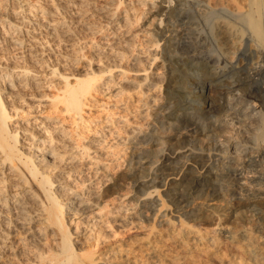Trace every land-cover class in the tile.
<instances>
[{"label":"bare ground","instance_id":"bare-ground-1","mask_svg":"<svg viewBox=\"0 0 264 264\" xmlns=\"http://www.w3.org/2000/svg\"><path fill=\"white\" fill-rule=\"evenodd\" d=\"M71 1L73 0H66L67 3ZM124 2L125 0L110 2L113 7L107 10L111 16L110 20L117 24L120 34L113 35L115 28L112 27L114 29L109 33L112 35L107 37L102 35L101 38L104 40L97 38L94 42L95 46H99L98 50L104 52L106 58L115 59V62L117 59L119 62L113 65L111 62L108 65L105 63L104 66L99 65L97 71L83 70L84 73L80 70L62 73L63 71L57 70L55 65H47L46 74L57 76L60 85L51 95L38 91L39 95H35V100L24 99L23 94L28 87L36 90L43 88L40 70L25 67L23 63L17 65L15 60L16 65L11 64L7 56L9 48L22 50L20 55L22 58L39 56L33 51L36 52L39 46H42L40 51L44 48V42L41 41L43 35H39L45 32L41 29L43 19L33 17L34 9L31 8L33 5L23 6L16 2L18 8L12 13L9 12L10 15L4 13L2 16L1 20L5 25L0 27V217L7 226H26L23 225L25 218L23 215L27 202L24 196H27L35 202L36 211L32 216L28 212L26 215L38 221L29 230L35 232L37 229L39 231L43 229L41 232L46 235L51 233L49 236L53 238L52 246L35 254L36 260L31 258L33 261H24L23 264H95L90 248L86 251L84 248L74 246L71 236L75 230L71 231L70 224L73 218L77 221L86 220L87 223L91 222V219L98 221L109 214L110 210L107 213L105 205L101 203L103 195L100 193V187L88 186L85 179L79 182L81 188L62 186L58 182L59 174L56 171L60 165L78 168L81 161L83 162L81 158L87 156L90 163L88 167L92 164L93 172L95 174L102 172L108 181L102 186L107 183L109 186L120 185L116 182L117 178L115 180L111 174L109 163H102L101 156H94L89 152L91 147L93 150L96 149L91 143L102 139V135L93 133L89 136L88 133L89 137H86L83 135L84 131L75 130L80 126L86 127L85 122H88L86 118L84 119L86 109L89 111L90 108L103 106L98 100L100 92L105 96L112 93V96L118 97L117 102H120L124 112L120 114L119 119L117 118L119 121L117 123L121 124L123 134L126 133L125 138L133 142L135 154L130 157L121 175L130 184L131 189L139 193L138 196L145 195L142 199L136 198V202H143L141 205L150 208L163 206L164 200L160 195L154 196L156 192L158 193L159 187L163 186L168 195L165 198L169 199V205L175 208L179 215L185 217L192 215L198 224L202 223V218L198 217V214L203 210L215 215L211 218L210 230L202 229L200 226L191 225L194 228L183 225L182 222L179 224L176 229L177 237L184 238V241L193 239L202 245L188 248L187 255L185 256V253L183 255L185 257H181L184 259L182 262H179V253L171 252L172 244L166 241L167 239L160 243L156 240L146 241L144 245L147 251L161 257V262L164 261L165 264H203L205 261L209 262L208 260L222 262L223 257L218 251V238L214 234L223 233L224 238L230 239V242L237 239L242 241L238 242L239 245L238 243L233 245L239 248L246 259L253 261L254 264H264V0H243V3L239 0H137V7L130 6V1ZM201 5L204 8H201ZM68 6L69 4H57L52 11L47 12L44 8L41 10L43 17L47 13L57 16L47 19L51 20V23L46 25V36L43 38L57 40V27L64 23ZM4 9L6 12V6ZM218 13L224 14L223 16L229 20L228 18L216 20L215 17L216 21H220L216 26L213 24L215 20L211 21L212 17L209 16L214 14L221 16ZM208 20L213 27H217L216 33L214 31L216 28L213 30L211 24L209 26L205 24L206 28L210 27L208 31L202 29L201 22L206 23ZM64 26L68 28L69 25ZM104 31L97 33L100 35ZM66 40L67 38H58L63 44H66L64 43ZM99 54L101 56V53ZM41 69V72L45 70ZM106 73L105 78L108 79L104 83L108 84L106 90L109 91L99 92L98 82L104 79L102 76ZM175 81L176 83L179 81V84L173 86L172 83ZM161 89L165 91L163 96L165 100L159 98L161 91L159 93L157 91ZM149 90L151 94L147 92ZM20 99L23 100L22 103L26 102L24 107L22 104H15V100ZM131 100H134L135 104L134 101L131 103ZM42 101H45L43 104L51 111L41 117H38V114L32 115L34 112L32 108ZM130 113L140 114L141 119L147 124L174 118L175 130L186 129L185 131L181 129L182 138L179 137L180 140H177L181 145L172 147L176 142L173 141L172 134L165 132V135H159L158 138L159 133H150L152 130L144 131L138 124L139 121L129 119L127 114ZM15 115L25 119L21 125H17L20 123L16 121L17 124L15 122L11 127L10 121ZM43 119L51 120L53 126L51 128L55 134L51 133L53 130L50 125L49 127L45 125ZM62 119L64 122L66 119L71 128L66 129L67 126L66 124V127L64 126ZM111 122L109 124L114 123L112 120ZM224 127L228 128L225 134L218 132ZM33 128L38 130L32 131ZM72 132L77 137L73 139L74 144L68 146ZM20 133L26 134L24 138L27 139L21 141ZM175 134L176 132L173 135ZM22 142L28 143L27 147ZM165 143H169V146ZM155 144H162V148L157 146L152 148ZM197 145L200 151L194 152L191 148ZM151 155L156 156L154 161H151ZM150 164L154 166L148 169L147 166ZM211 179L218 181L222 179L220 182L223 180L227 182L228 193L232 194L231 196L237 194L241 204L249 207L251 215L257 218L254 219L255 223L263 225L255 227V232L250 225L237 231L224 225L220 221V216L216 214L217 208L221 205L217 202L220 190L207 194L206 198H209L207 201L196 199L208 191ZM10 181L12 183H8ZM8 184L11 187L8 188ZM125 194L127 193L119 197H124ZM193 199L197 200L196 208L190 206L192 207L190 209L189 203ZM129 205L126 203L125 207ZM123 208L124 204L116 210L118 212L128 209ZM162 215L167 217L166 212ZM165 223L167 226L173 225L169 219H166ZM95 233L94 230L91 231L86 239L92 238L94 234L97 244L101 236L97 235L98 232ZM7 237L3 239L7 241ZM209 238L214 240L211 245ZM47 256L50 258L45 261Z\"/></svg>","mask_w":264,"mask_h":264},{"label":"rangeland","instance_id":"rangeland-1","mask_svg":"<svg viewBox=\"0 0 264 264\" xmlns=\"http://www.w3.org/2000/svg\"><path fill=\"white\" fill-rule=\"evenodd\" d=\"M1 1H0L1 2L0 3V8H1L0 9V13H1L0 21H2L1 20L2 16L5 15L4 13H7V14H9V12L12 13L16 8H18L19 4L23 5V6H32L33 5V7H31V8H33L34 11H33V14L32 13L31 14L34 15L33 17H39L40 20L43 19L42 22H44L42 24L44 27L42 26L41 29H43L42 31H45V32L44 33L42 32L43 34H39L41 36L43 35V37L46 36V29H47L46 25H48L49 22L51 23V20L50 21H48V20L50 18L52 19V18H55L57 16H55V14L51 15V14L47 13L48 15L45 14V17H43V16H41V14H42L41 10H43V8H44V10L48 12V11H52L54 9V7H56L57 4H59V5L60 4L61 5L69 4V6L66 10L67 12H66V17H65L64 23L62 25H59V27H57L58 28V32H57L58 36L56 35L57 40H53L51 38L45 39L43 37H42V39L39 38V40L41 39V41L44 42L43 43L44 48L42 51H40L42 49V46H39L36 48V50H37L36 52L33 51L34 54L39 55V56L35 57L36 59L31 57V56H28V57L24 56L25 58H22V57H20L22 50L9 48V54L10 55L8 54L7 57H8V59H10L11 64L16 65V63H18L17 65H19L21 63L20 65H22V63H23V66H25V67H28L31 69L34 68V70H40L39 75L41 76L40 78H42V79H40L41 85H42L41 87H43L41 90H43V91L41 92L40 88H38L36 90V88L28 87L27 90L24 92L25 94H23L25 96L22 95L24 99L35 100V98H34L35 95L37 96V95H39V93L51 95L56 90V87L60 85V84H58L57 76H51L50 74L49 75L46 74V73H48L47 65L48 66H50L51 64L55 65L57 67V70H59L61 72L63 71L62 73H69V72L72 73V71L75 72V71H79V70L80 71H83V70H85V71H90V70L97 71L96 69L99 68V65L104 66V65H106L105 63H107V65H108V64H110V62H111V65H113V64H116L117 62H119V60L117 61V59L115 62V59L113 60L109 57L106 58V55L103 54L104 52H100L98 50L99 46L97 47L94 45V42L97 40V38H101L102 35H105L106 37L109 35H112L109 33H111V30L114 28H115L114 29L115 33L113 35H119L120 34L119 30L117 28V24L114 23V20H110L111 16L109 13H107L108 8L113 7L112 3L115 0L114 1L113 0H84V1L83 0H73V1H71V3L70 2L67 3L66 0H15V1L14 0H8V1L6 0L7 2H3V0H1ZM129 1L131 2L130 6H136L137 7V5H138L137 0H128V1L125 0L124 3L129 2ZM110 2H112V3L110 4ZM239 2H241V1L239 0ZM12 3H14V4H12ZM241 3H243V0ZM197 4L199 6L200 2ZM4 5L6 6V12L4 9L5 8ZM34 5H35V7H34ZM70 5H72V6H70ZM2 6H3V8H2ZM13 6H17V7L13 8ZM101 8L103 9L102 11H101ZM201 8H204V7L201 5ZM139 9L137 11H139ZM218 14H220L221 16L214 14V16H212V15L209 16V17H212L211 19L210 18H208V19H210L211 21H214L215 17H216V20L218 18L220 20H223L224 18H228L226 16H223L224 14L223 15L221 13H218ZM120 18H122V16ZM210 20H208L209 22L207 21L208 23L207 22L205 23V21H202L203 23L201 22V27H202V29L203 28L205 30L207 29V31L209 30L210 27H212L213 30L216 28V30H214L216 33L218 31L216 26H218V24H219L218 22H220V21L215 20L213 24L216 26L213 27L214 25H212ZM224 20H226V19H224ZM227 20H229V18ZM46 21H48V22H46ZM2 23H3V21L0 22V27L1 26L3 27L5 25V23H3V24ZM113 23L116 25H114ZM104 24H106V25H104ZM205 24H207L208 26L210 24L211 25H210V27L206 28L207 25H205ZM64 25H69L70 27L68 26V28H67ZM110 25H111V27H110ZM112 27H114V28H112ZM102 30H105V31L102 34L98 35L99 31L101 32ZM0 31H1V29H0ZM25 35H27V34H25ZM58 38H64V39L67 38L66 42H64L66 44H63V42L58 41ZM101 39L104 40V38H101ZM11 50L13 52H11ZM99 53H101V56ZM40 54L42 57L40 56ZM95 54L98 56H96ZM103 55L105 56V58ZM99 58L101 59V61H99ZM43 59H44V64H43ZM106 59H107V62H106ZM14 60L16 63L14 62ZM158 61L156 62V64L159 63ZM86 63H89V64H86ZM97 65H98V67L96 68ZM39 67L45 69L42 71L43 73L41 72L42 69ZM85 71H83L81 73H84ZM114 74H116L115 71H114ZM105 75H107V73L103 74L102 78H104V79H101L100 83L98 82L97 88L100 89L99 92L101 90L105 91L106 87L108 85V84L105 85L106 83H104V81H106L108 79V78H105ZM116 79L118 80V78H115V80ZM42 80L44 82H42ZM178 82L176 83V81H175V83H172V85L176 86L177 84H179ZM99 85H101V86H99ZM47 86H48V88H47ZM38 91H39V93H38ZM106 91H109V90H106ZM147 92H150V94H151V90H149ZM157 92L158 93L160 92L159 98L160 99L162 98L163 100H165V97L163 98V96H165L164 89H161ZM101 93H103V92H100L101 96L99 95L98 100L100 101V103L103 104V106H96L93 109L90 108L89 111L86 109L88 112L87 113L86 110L84 112V119L86 118L88 120V122H85L86 127L80 126V127H77V128L74 127V128H75V130H77L79 132L84 131L83 133H85V134H83V135H86V137H89L93 133H94V135H97V134L100 136L102 135L101 136L102 139L99 138V139H97L98 141H94L92 143L95 144V143L99 142L96 145H103L104 147H102V148H104V149L98 148L99 146L93 145L91 143V145L94 146V149L95 148L96 149L93 150V147H91L89 152L91 155L101 156V162L102 163H109L108 164L110 166L109 168H111V170H112L111 174L115 177L114 178L115 180L117 178L116 182L120 183V185L109 186L110 184L107 183L106 185L102 186L103 184H105V182H108V181L105 179V176L102 174V172L101 173L99 172L97 174H95L93 172L94 166H92V164L90 167H88L90 165V163H89V159H88L89 157L87 158V156L85 158L83 157V159L81 158V160H83V162L81 161L80 167H78L79 169L78 168H75V169L69 168L68 165H66V166L60 165L59 166L60 168L58 167V171H56V172H57V174H59L57 176L59 184H61L62 186H67V187L68 186H70V187L76 186V187L81 188L82 186L79 185V182L81 179H85L86 184L88 186L93 185V186H96L98 188L100 187L99 188V190L101 189L100 193L103 195L101 203L103 205H105L106 208H104V209L107 211V213L110 210L109 214L106 215L107 217L103 216L98 221L91 219L92 221L91 222L88 221V223H87L86 220H79L78 219V221H77L76 218H73L75 220V222H74V220L72 221V223L70 224L71 225L70 229L72 232L75 230V232H73L74 234H72V236H71L73 241H74V246L77 248L78 247L84 248V250H86V251H89L91 249L90 251L93 252V257L95 258V264H165L164 261L161 262L162 261L161 257L156 256L155 254L148 252L144 244L146 241H149V240L150 241L156 240L157 242L160 243V241L167 239L166 241H168L172 244V246L170 248L171 252L179 253V256H178L179 262L180 261L182 262L184 260L182 258H184L188 253V251H187L188 248L191 249L195 246L196 247H199V246L202 247V245L201 244L199 245V243L193 239L188 240L189 243L191 242L189 244V243H187L188 242L187 240L184 241V238L177 237V233H176L177 230L176 229L179 227V224H181V222H182L183 225H187V226L188 225L189 226L194 225L195 227L200 226V228H202V229L210 230L212 227L211 218H213V216L215 217V215L209 211L203 210L202 212H200L201 214H198V217L201 216V218H202L201 224L196 223L194 216H192V215L186 216V217L179 215V213L175 211V208H173L169 205V199H166L168 196L166 194L167 193L166 188L163 186L159 187L158 193L156 192L154 194V196H156V194H159L160 197L164 200L163 206L156 207L157 210H155L156 208H154V207L150 208L148 206L141 205L143 202H141V203L136 202V200L139 199V197L142 199L145 195L144 196H138L139 193L134 192V190L131 189L130 184L127 183V180L125 178H123V176L121 175V172H122V170H124L123 168L126 166V163L128 162V160H130V157L132 155L134 156V154H135V153H133V145H134L133 142L131 140H130L131 141L130 142L129 140H127L125 138L126 133L123 134L124 131H122L123 129L120 127L121 124L119 125L117 123V122H119L118 119H119L120 114H122L124 112H123L121 104H119L120 102L119 103L117 102L118 97L112 96V93H109V95H108L109 98H106L108 96H105V94L103 95ZM169 93L171 94V92H169ZM26 96H28V97H26ZM32 98H34V99H32ZM22 101L23 100H21V99L17 100V101L15 100V104L16 105L22 104V107H24L26 102L22 103ZM133 101L131 100L130 102L132 103ZM43 103L45 104V101L41 102L42 105L40 103L35 104V106L36 105L37 106L36 107L34 106V109L32 108V110L34 111L32 113V115L38 114L37 116L41 117V116H44L48 112L51 111L50 109H48L47 105H44ZM133 104H135V101ZM113 107H115V109ZM12 110H11V112H12ZM118 112H120V113H118ZM112 113H114V114H112ZM19 114H21V113H19ZM134 114L130 113V114H127V116H129L130 120L139 121L138 124H140L142 126V129L144 131L152 130V131H150V133H159L157 135L158 138H160L159 135L162 136V135H165L168 133V134H172L171 137H172V139L174 138L173 141L175 142V140H176V142H177V140H180V138H182L181 135H183V132H181V131L186 130V129H182V128H181L182 130L176 128V130H177L176 131L174 128V124H175V121H173L174 118H170V120L167 119L166 121H157L156 120L155 123L149 122L147 124L146 121L141 119L142 117L139 116L140 114H135V115ZM23 115L25 116L26 114H23ZM109 116H110L111 120L114 122L113 124H109V123H112L111 120H109L110 118H108ZM13 117L14 118H12V120L10 121L11 127L14 125V123L16 121H18V123H20V124H17V122L15 124L21 125V122H23V119H25V118H19L16 115ZM61 118H63V117H61ZM29 119L31 121L33 120L32 118H29ZM43 121H44L45 125H48V127H49V125H50V128L53 127V126H51L52 122L50 119H45V120L43 119ZM152 121H154V120H152ZM162 122H164L163 125H162ZM63 123H64V126L66 124V126H67V127L65 126L66 129L71 128L69 126L70 124L68 123V121H66V119H65V122L63 120ZM130 125L131 124H129V126ZM150 125H152V127ZM117 126H119V127L117 129H115L114 127H117ZM81 129H83V130H81ZM37 130L38 129H36V128L32 129V131H35V132ZM51 130H53V131H51V133L53 132V134H55L54 129L51 128ZM225 130H228V128L227 129L225 127H224V129L220 128L218 130V132L220 131V133L225 134V132H226ZM156 131H158V132H156ZM160 132H163V133H160ZM175 132H176V134L173 135ZM177 132H179V133H177ZM87 134L89 136H87ZM71 135L72 136H70V138H72V139L69 138L68 146H72V144H74V143H72V142H74V140H73L74 137H77V136H75L74 132H72ZM177 135H180V136H177ZM24 136H27V135L21 134L19 139H21V141L27 139V138H24ZM116 137H117V139H116ZM123 137L126 140H124ZM112 138H115V140ZM176 142L172 146L173 148H176V147L181 145V142L180 143H179V141L177 142L179 145H177ZM22 143L25 144V142H22ZM165 144L169 146V143H165ZM26 145H28V143H26L24 146H26ZM161 145L162 144H155L154 145L155 147L153 146L152 148H156V146H157V148L158 147L162 148ZM175 145H177V146H175ZM195 147H197V148H195ZM189 148H191V147H189ZM78 149H80V148H78ZM191 149L194 152L200 151V148L198 145L192 147ZM75 152H77V150H75ZM79 156H81V154ZM151 156H152V157H150L151 161H154L156 156L155 155H151ZM152 165L153 164H150L149 166H147V168L148 169L151 168ZM76 169H78V170H76ZM76 172L80 173V174H77ZM67 173H70V174L68 175ZM55 174L56 173H54V175ZM72 177H74V178H72ZM220 180H222V179H219V181L211 179V181L209 182L210 187H209V189H207L208 191L207 192L205 191L199 197L200 199L199 198H196V199L198 201H202L203 199H205V201H207V199H209L208 197L206 198L207 194L212 193V191L216 192V191L220 190V193H219L220 197L218 198L217 202H218V204H221V205H219V208H217V211H216L217 212L216 214L218 215V217L220 216L219 218H221L220 221L224 225H227L231 230H234V231H237V229L238 230L244 229L250 225V227L253 229V232H255L256 231L255 227L263 225V224H256L255 223L256 222L255 220L257 218L255 219L254 216L251 215L252 213H250V210H249L250 208L245 207L241 204V200H239V197L237 194L231 196L232 194L230 195L227 191V187H228L227 182H224V180L220 182ZM214 181H216V182H214ZM8 183H12V181H10ZM107 186H109V188L106 191H104ZM9 187H11V185H9L8 188ZM217 187H219V188H217ZM85 193H87V192H85ZM124 193H127V194H125L124 197H119V195L124 194ZM221 196L224 197L225 199L222 198ZM24 198L27 199L26 200L27 202H26L25 213L23 215L25 217L24 221H23L24 224L22 223L23 225H26V226H23L24 228L22 227V225H19V227H18V225L17 226H13V225L7 226V224L5 225V223H3L4 221L0 217V233H2V234H0V237H1L0 241L3 238H6L7 235L9 236V237H7V241H6V239H3V242L2 241L0 242V264H23L24 261L30 262V261L36 260L35 254H37L38 252H41L42 250L45 251V249L47 250L50 246H52V243H53L52 239L53 238L50 237L51 233H49V235H50L49 236V235H46L43 232H41V230H43V229H41L40 231L37 229V230H35V232H33L34 230H29V229H32V227L35 224H37V222H38L37 220H34L35 219L34 217H31L33 215L32 213L34 211H36L35 210L36 204H35V202H33L29 198H27V196L26 197L24 196ZM196 199H193L192 201H190V203H189L190 209H192V207H190V206H193V208H196L195 207V203L197 202ZM126 203L130 204V205L125 207ZM123 204H124L123 209L128 208V209H126L128 211V213L126 210H120V211L118 210V212H117L116 208H118L119 206H121ZM27 209H28V211H27ZM136 210H138V211H136ZM163 210H165V211H163ZM27 212L30 213L31 216L30 215L27 216L26 215ZM115 212H116V214H115ZM164 212L167 213V217L166 216L163 217L162 213H164ZM203 212L206 213L205 214L206 216L204 215ZM108 215H110V216H108ZM122 216H123V219H121ZM196 217H197V215H196ZM28 218H29V220H26ZM166 219H169L172 222L173 225H171V226H174V225H176V226H174L173 228L171 226H167V224L165 223ZM25 221H27V223ZM161 221H163V222H161ZM28 223H31V224H28ZM75 226L77 227V229H75ZM194 226H191V227H194ZM24 229H27V230L25 231ZM93 230L96 232L95 234H97V232H98L97 235L101 236V238L97 240V244H95L94 234H93L92 238L86 239L87 234ZM5 231L9 232V234ZM85 232H87V234ZM92 233H94V232H92ZM175 234H176V236H175ZM217 234H219V235H217ZM217 234H214V236H216V238H218V244H219V250L218 251H219L220 255L223 257V260H222V262H218L215 260H212V261L208 260L209 262L205 261L204 262L205 264H254L253 261L251 262L249 259H246L247 257L242 252H240L238 250L239 248L234 247L233 243L237 244L238 242H242V241L237 239L235 241L230 242V239L227 240L226 238H224L223 233H217ZM1 235H3V236H1ZM219 237H220V240L222 242L219 240ZM8 239H10V240H8ZM19 240H21V241H19ZM211 241L212 240L209 238V244L210 245L213 244L214 240L212 242ZM16 242H19V243L17 244ZM184 242L187 244H185ZM10 243H11V245H10ZM15 244H17V245L14 246ZM188 244L189 245L192 244L193 246L192 245L189 246ZM239 244L240 243H238L237 245H239ZM11 248H12V250H11ZM227 248H228V250H227ZM38 249H41V250H38ZM19 252H21V253H19ZM184 254H185V256H183ZM239 257H241V258H239ZM31 258L33 260H31ZM49 258H50V256H47L45 258V261H48ZM228 260L231 263H229ZM87 264H90V263H87Z\"/></svg>","mask_w":264,"mask_h":264}]
</instances>
